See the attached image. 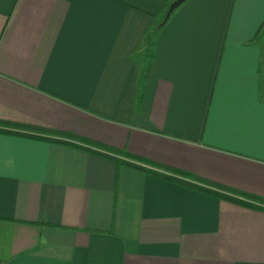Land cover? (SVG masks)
<instances>
[{
    "label": "crops",
    "instance_id": "crops-1",
    "mask_svg": "<svg viewBox=\"0 0 264 264\" xmlns=\"http://www.w3.org/2000/svg\"><path fill=\"white\" fill-rule=\"evenodd\" d=\"M172 1L0 0V264H264V0H185L138 101Z\"/></svg>",
    "mask_w": 264,
    "mask_h": 264
},
{
    "label": "trees",
    "instance_id": "trees-1",
    "mask_svg": "<svg viewBox=\"0 0 264 264\" xmlns=\"http://www.w3.org/2000/svg\"><path fill=\"white\" fill-rule=\"evenodd\" d=\"M167 9H168V7H167ZM165 13H166V11H165ZM161 27L162 26L156 27L154 32L152 34L148 35V37H147V45H146V50H145L144 62L141 66L139 79H138V84H139L138 101L141 99L142 94H143L145 81L147 79V75H148V72H149V69L151 66V62H152V58H153V48H154L155 38H156L157 34L159 33ZM261 34H264V24L261 27ZM99 147H101L103 149H107L106 147H102V146H99ZM107 150H109V149H107ZM144 162H146L147 164H151L147 161H144ZM146 171L149 173H153L149 170H146ZM218 196L225 198V199H228V200H231V201H234V202H237V203L245 204L244 201H242V200L227 197L224 195H218ZM239 196L244 197L243 195H239ZM254 200H259V199H254Z\"/></svg>",
    "mask_w": 264,
    "mask_h": 264
},
{
    "label": "water",
    "instance_id": "water-1",
    "mask_svg": "<svg viewBox=\"0 0 264 264\" xmlns=\"http://www.w3.org/2000/svg\"><path fill=\"white\" fill-rule=\"evenodd\" d=\"M185 0H174L170 3V5L168 6V9L164 15L163 21L161 22L160 26H163L166 21L168 20V18L170 17L171 13L177 9Z\"/></svg>",
    "mask_w": 264,
    "mask_h": 264
}]
</instances>
